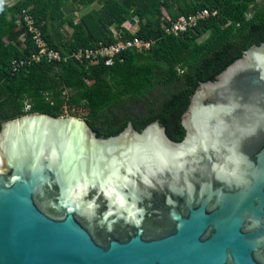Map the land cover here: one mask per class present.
I'll return each instance as SVG.
<instances>
[{
	"label": "water",
	"instance_id": "obj_1",
	"mask_svg": "<svg viewBox=\"0 0 264 264\" xmlns=\"http://www.w3.org/2000/svg\"><path fill=\"white\" fill-rule=\"evenodd\" d=\"M161 122L0 127V264H264V43Z\"/></svg>",
	"mask_w": 264,
	"mask_h": 264
},
{
	"label": "trees",
	"instance_id": "obj_2",
	"mask_svg": "<svg viewBox=\"0 0 264 264\" xmlns=\"http://www.w3.org/2000/svg\"><path fill=\"white\" fill-rule=\"evenodd\" d=\"M257 1L18 0L7 5L0 0V127L29 114L62 117L75 109L83 112L97 137L116 136L128 123L141 132L157 121L165 135L179 143L184 135L181 117L200 84L264 43V4ZM70 3L78 9L90 3L99 8L75 19L65 11ZM203 10L210 17L179 35L167 34L162 27ZM24 15L65 61L42 58L13 69L12 61L27 60L36 51ZM126 22L136 24L137 30L129 32L123 27ZM64 28L70 33L63 35ZM112 29L123 39L150 42L149 49L125 50L111 65L101 58L90 62L72 56L78 48L114 44ZM202 36L205 40L198 41Z\"/></svg>",
	"mask_w": 264,
	"mask_h": 264
},
{
	"label": "built area",
	"instance_id": "obj_3",
	"mask_svg": "<svg viewBox=\"0 0 264 264\" xmlns=\"http://www.w3.org/2000/svg\"><path fill=\"white\" fill-rule=\"evenodd\" d=\"M211 16H215V13L211 14ZM207 17H210V13L207 10H203L197 12L195 15L180 17L176 22H172L170 26L163 24L162 27L167 34L179 35L186 30L193 28L198 21L204 20ZM165 18L168 19L167 17ZM23 20L25 26L28 28V31L32 34V38L36 45V51L33 52L27 60L12 61L11 65L14 70H18V68L23 67L24 65H30L32 62L39 63L42 58H46L48 62H59L61 60H66V57H63L59 52L48 47V44L41 38L40 32L35 27L34 22L30 16L24 15ZM134 21L135 23L137 22L136 19H134ZM129 25L131 26V23H129ZM126 26V23L123 24V27L128 30ZM111 32L113 37L117 40L114 44L109 46H98L93 49L78 48L72 54V56L78 61L86 59L90 62L101 58L104 59L106 65H111L114 62L115 57H117L125 50L136 49L138 51H144L149 49L150 47V42L142 41L137 37H134L132 39H123L120 35V32L116 29H112ZM28 110L29 105H25L24 111ZM79 113L83 112L72 109V115H77Z\"/></svg>",
	"mask_w": 264,
	"mask_h": 264
},
{
	"label": "rangeland",
	"instance_id": "obj_4",
	"mask_svg": "<svg viewBox=\"0 0 264 264\" xmlns=\"http://www.w3.org/2000/svg\"><path fill=\"white\" fill-rule=\"evenodd\" d=\"M13 1H15V0H13ZM5 2H6V0H5ZM257 3H263L264 4V0H258L257 1ZM97 9V8H99V6L97 5V4H95V3H93V4H88V7L87 8H83V9H78L74 4H68L67 6H66V8H65V11L67 12V14H73L74 15V17H75V19H78L79 17H80V15H82L83 13H86V12H88L89 10H91V9ZM165 15V14H164ZM166 17V16H165ZM127 28H128V30L129 31H131V33H134L136 30H137V25L136 24H131V26L130 25H127L126 26ZM61 31H63L62 33H63V35H65V33H70V29L69 28H64L63 30H61ZM68 35V34H67ZM205 38L206 37H200V38H198V41H204L205 40ZM64 116L63 117H68V118H78L79 120H83V113H79V114H77V115H72V114H70L69 112H64ZM72 115V116H71Z\"/></svg>",
	"mask_w": 264,
	"mask_h": 264
},
{
	"label": "crops",
	"instance_id": "obj_5",
	"mask_svg": "<svg viewBox=\"0 0 264 264\" xmlns=\"http://www.w3.org/2000/svg\"><path fill=\"white\" fill-rule=\"evenodd\" d=\"M18 0H15V1H13V0H6V4L7 5H12V4H14L15 2H17ZM126 25H129V23L128 22H126Z\"/></svg>",
	"mask_w": 264,
	"mask_h": 264
}]
</instances>
